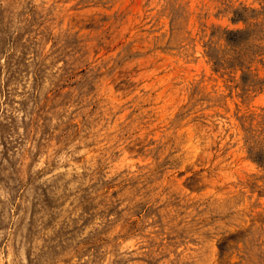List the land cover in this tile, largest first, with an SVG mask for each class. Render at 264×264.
<instances>
[{
  "label": "rangeland",
  "instance_id": "obj_1",
  "mask_svg": "<svg viewBox=\"0 0 264 264\" xmlns=\"http://www.w3.org/2000/svg\"><path fill=\"white\" fill-rule=\"evenodd\" d=\"M0 264H264V0H0Z\"/></svg>",
  "mask_w": 264,
  "mask_h": 264
}]
</instances>
